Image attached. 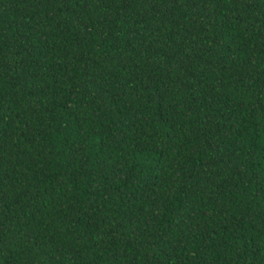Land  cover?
Returning a JSON list of instances; mask_svg holds the SVG:
<instances>
[{
  "label": "trees",
  "instance_id": "obj_1",
  "mask_svg": "<svg viewBox=\"0 0 264 264\" xmlns=\"http://www.w3.org/2000/svg\"><path fill=\"white\" fill-rule=\"evenodd\" d=\"M0 264H264V0H0Z\"/></svg>",
  "mask_w": 264,
  "mask_h": 264
}]
</instances>
